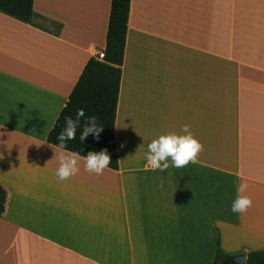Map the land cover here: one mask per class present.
Wrapping results in <instances>:
<instances>
[{
    "label": "crops",
    "instance_id": "obj_1",
    "mask_svg": "<svg viewBox=\"0 0 264 264\" xmlns=\"http://www.w3.org/2000/svg\"><path fill=\"white\" fill-rule=\"evenodd\" d=\"M110 6L33 0L58 34L0 11V264H211L214 227L225 254L264 249V0H130L119 167L89 174L80 155L57 181L48 135ZM185 124L199 162L146 171L147 145ZM241 182L252 207L234 214Z\"/></svg>",
    "mask_w": 264,
    "mask_h": 264
},
{
    "label": "trees",
    "instance_id": "obj_2",
    "mask_svg": "<svg viewBox=\"0 0 264 264\" xmlns=\"http://www.w3.org/2000/svg\"><path fill=\"white\" fill-rule=\"evenodd\" d=\"M129 4L130 0H111L104 55L102 58L92 55L88 59L48 135L49 142L58 144L56 137L65 126V117H74L77 109H84L86 116L95 115L98 118L103 131L98 141L89 135L81 143L79 135L82 127L79 128L76 139L68 142V149L80 153L81 156H86L89 151L107 149L111 158L109 167L113 169L119 167L114 124L126 46ZM0 11L38 27L52 24L53 32L59 33L60 25L36 12L33 0H0ZM214 234L217 253L211 264H217L220 257L227 255L220 247V233L216 227ZM246 255L247 264H264V249L250 250Z\"/></svg>",
    "mask_w": 264,
    "mask_h": 264
},
{
    "label": "clouds",
    "instance_id": "obj_3",
    "mask_svg": "<svg viewBox=\"0 0 264 264\" xmlns=\"http://www.w3.org/2000/svg\"><path fill=\"white\" fill-rule=\"evenodd\" d=\"M81 127L82 132L79 135L81 143L89 135L98 141L100 133L103 131V126L99 124L98 118L95 115L86 116L84 109H77L74 117H65V126L56 137L59 143L52 146L59 152L57 156L59 167L54 173L58 182L66 181L79 172L80 153L70 151L68 142L76 139L77 130ZM181 133L183 134L170 132L160 135L147 145V151L144 154L146 171L164 172L169 167L181 169L186 168L190 163L197 164L199 162L198 157L204 150L203 145L193 136L189 125H182ZM123 146L122 144L121 147ZM83 161L86 172L102 175L104 170L109 167L111 158L107 149H102L99 152L89 151L86 156H83ZM158 187L162 188L163 184L161 183ZM247 189L246 182L237 185L236 196L231 205L232 213L244 214L252 207L251 198L243 195Z\"/></svg>",
    "mask_w": 264,
    "mask_h": 264
},
{
    "label": "water",
    "instance_id": "obj_4",
    "mask_svg": "<svg viewBox=\"0 0 264 264\" xmlns=\"http://www.w3.org/2000/svg\"><path fill=\"white\" fill-rule=\"evenodd\" d=\"M217 264H247V255L245 252L227 254L220 257Z\"/></svg>",
    "mask_w": 264,
    "mask_h": 264
},
{
    "label": "built area",
    "instance_id": "obj_5",
    "mask_svg": "<svg viewBox=\"0 0 264 264\" xmlns=\"http://www.w3.org/2000/svg\"><path fill=\"white\" fill-rule=\"evenodd\" d=\"M97 56L99 57V58H102L103 57V55H104V51L103 50H99V51H97Z\"/></svg>",
    "mask_w": 264,
    "mask_h": 264
}]
</instances>
